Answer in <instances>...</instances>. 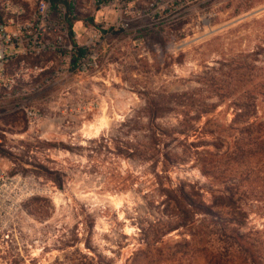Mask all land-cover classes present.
Masks as SVG:
<instances>
[{
    "label": "rangeland",
    "instance_id": "obj_1",
    "mask_svg": "<svg viewBox=\"0 0 264 264\" xmlns=\"http://www.w3.org/2000/svg\"><path fill=\"white\" fill-rule=\"evenodd\" d=\"M154 1L147 28L96 31L99 41L86 46L80 43L90 31L77 30L75 43L95 56L94 68H76L74 55L25 58L26 66L37 64L43 72L21 87L19 97L0 105V166L9 177L27 179L9 227L0 228V264H177L169 255L188 239L187 231L167 217L173 210L169 198L148 192L159 188L149 165L115 160L140 177L120 191L114 188L117 170L109 169L116 166L88 146L102 135H118L120 123L147 100L186 92L215 105L199 127L228 125L231 100L214 93H241L247 88L244 78L237 81L243 68L251 61L261 67L264 0ZM183 112L177 108L158 123L176 126ZM200 141L211 138L196 133L188 140ZM171 147L178 154L185 148L183 142ZM162 182L169 192L182 184L212 187L193 161L174 164ZM252 211L249 227L261 228L264 215ZM156 237L155 249H146ZM190 264L201 263L194 258Z\"/></svg>",
    "mask_w": 264,
    "mask_h": 264
},
{
    "label": "trees",
    "instance_id": "obj_2",
    "mask_svg": "<svg viewBox=\"0 0 264 264\" xmlns=\"http://www.w3.org/2000/svg\"><path fill=\"white\" fill-rule=\"evenodd\" d=\"M235 12L234 16L240 14L239 10ZM73 47L76 61L84 50L75 43ZM255 62L248 63L243 68L245 73L237 77V81L244 78V91L237 94L218 88L214 93L218 99L231 100L229 107L234 116L226 126L199 127L197 122L213 113L215 105H205L186 92L170 95L166 100H147L142 109L120 123L118 135H102L89 143L88 152L103 154L108 165L125 159L149 165V176L159 180V188L148 192L165 194L173 205L167 217H174L176 226L187 231L188 239L179 242L169 255L177 264H190L194 258H199L201 264H264V226L248 225L250 214L256 213L252 210L264 215V59L261 67H256ZM177 108L186 112L181 113L176 126L158 123ZM187 110H194L197 117H190ZM196 133L211 141L188 142ZM174 142L184 143L183 154L171 147ZM186 161H193L211 181V188L182 184L172 192L166 191L162 181L169 169ZM115 166L116 169L109 167L117 170L115 189L125 191L140 179L122 171L119 163ZM157 242V237L152 238L146 249H155Z\"/></svg>",
    "mask_w": 264,
    "mask_h": 264
},
{
    "label": "built area",
    "instance_id": "obj_3",
    "mask_svg": "<svg viewBox=\"0 0 264 264\" xmlns=\"http://www.w3.org/2000/svg\"><path fill=\"white\" fill-rule=\"evenodd\" d=\"M154 5V0H0V105L19 97L21 87L43 72L37 64L26 66V57L63 54L70 60L73 43L79 40L77 30L90 31L80 43L86 46L99 41L96 31L144 29L153 24ZM75 65L81 70L94 68L95 56L84 51ZM26 115L36 118L30 110ZM26 183L21 176L9 177L0 166L1 229L9 227Z\"/></svg>",
    "mask_w": 264,
    "mask_h": 264
}]
</instances>
